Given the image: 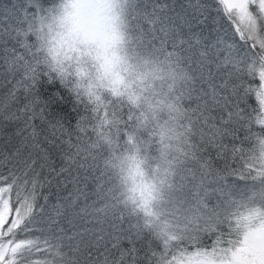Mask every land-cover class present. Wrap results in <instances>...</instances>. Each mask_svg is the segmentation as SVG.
I'll use <instances>...</instances> for the list:
<instances>
[{
    "label": "snow or ice",
    "instance_id": "6c2138e0",
    "mask_svg": "<svg viewBox=\"0 0 264 264\" xmlns=\"http://www.w3.org/2000/svg\"><path fill=\"white\" fill-rule=\"evenodd\" d=\"M98 8L79 0L70 15L90 27ZM42 10L39 0L0 5V264H160L176 236L165 228L156 240L145 229L166 211L149 206L165 203L172 173L158 170L146 181L133 161L129 172L141 181L127 194V181L105 159L112 139L104 121L94 122L72 82L41 60L32 21ZM128 24L148 52L138 58L143 67L173 70V86L182 82L177 105H188L182 118L195 141L196 215L184 238L212 252L178 264H216L226 240L218 228L230 210L264 199V162L257 166L249 152L264 125V0H133ZM69 103L74 131L62 110ZM257 180L258 194L235 199ZM260 216L250 209L243 219ZM229 264H264V227L244 237Z\"/></svg>",
    "mask_w": 264,
    "mask_h": 264
},
{
    "label": "clouds",
    "instance_id": "9594fccd",
    "mask_svg": "<svg viewBox=\"0 0 264 264\" xmlns=\"http://www.w3.org/2000/svg\"><path fill=\"white\" fill-rule=\"evenodd\" d=\"M78 2L39 0L43 10L32 21V35L41 60L54 64L72 82L82 102L92 112L94 122L104 121V128L112 139L105 159L111 161V170L127 181L124 187L129 190L128 195H133L130 190L141 181L140 175L133 179L129 172L133 161L139 164L146 181H152L158 170L170 169L172 188L165 190V203L149 206L154 212L161 207L166 211L158 223L153 221L150 231L145 229L156 240L160 239L157 233L165 228L176 236L160 264H178L198 251L212 252L211 248L199 247L184 238L185 233L194 228L196 208L192 192L196 180L190 174L195 170L191 155L195 141L185 127L187 121L182 118L188 105L186 101L179 105L176 102L182 82L177 80L173 86V70L167 65L162 63L160 70L153 73L138 59L148 56V52L135 43L130 31L128 16L133 0H96L98 14L90 27H78L71 18L73 5ZM175 71L179 74L178 69ZM177 107L182 113L175 110ZM260 112L256 115L260 116ZM125 122L130 125L127 129L123 126ZM261 129L264 125H257L258 135L249 149L250 155L255 157L252 162L257 166L264 162V131ZM249 184L250 191L234 193L235 199L248 201L252 192H260L259 180L249 181ZM135 194L139 198L138 190ZM214 201L215 197L210 203ZM250 209H259L261 216L248 224L243 217ZM262 227L264 199L259 195L248 202L247 207L230 210L229 219L218 228L226 240L217 246L221 251L212 257L216 264H229L244 237ZM202 239L206 244L208 238Z\"/></svg>",
    "mask_w": 264,
    "mask_h": 264
},
{
    "label": "trees",
    "instance_id": "16d2710c",
    "mask_svg": "<svg viewBox=\"0 0 264 264\" xmlns=\"http://www.w3.org/2000/svg\"><path fill=\"white\" fill-rule=\"evenodd\" d=\"M14 2H16V0H0V5H3V4L11 5V3H14ZM142 2H143V0H138V3H142ZM181 2H183V0H181ZM0 26H6V24L2 20H0ZM9 46H11V45H9ZM0 70H2V69H0ZM62 110L66 113H69L68 121H66L65 123L70 122L72 125V130L74 131V126L76 124V115H75V113L71 112V104L69 103V104L65 105Z\"/></svg>",
    "mask_w": 264,
    "mask_h": 264
},
{
    "label": "rangeland",
    "instance_id": "374dc122",
    "mask_svg": "<svg viewBox=\"0 0 264 264\" xmlns=\"http://www.w3.org/2000/svg\"><path fill=\"white\" fill-rule=\"evenodd\" d=\"M210 206H215V201L210 203Z\"/></svg>",
    "mask_w": 264,
    "mask_h": 264
}]
</instances>
